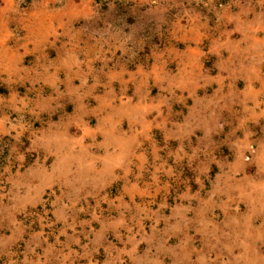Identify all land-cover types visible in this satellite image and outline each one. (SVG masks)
I'll return each mask as SVG.
<instances>
[{
  "label": "crops",
  "instance_id": "0c3cea01",
  "mask_svg": "<svg viewBox=\"0 0 264 264\" xmlns=\"http://www.w3.org/2000/svg\"><path fill=\"white\" fill-rule=\"evenodd\" d=\"M50 22L24 20L16 40L0 26V136L28 134L6 113L29 78L24 56L58 39ZM168 23L171 45L149 65L107 71L100 94L80 80L71 113L48 108L31 142L11 145L0 209L13 216L52 189L60 227L58 255L17 264H264V20Z\"/></svg>",
  "mask_w": 264,
  "mask_h": 264
},
{
  "label": "rangeland",
  "instance_id": "374dc122",
  "mask_svg": "<svg viewBox=\"0 0 264 264\" xmlns=\"http://www.w3.org/2000/svg\"><path fill=\"white\" fill-rule=\"evenodd\" d=\"M0 20L10 40L23 35L20 23L24 20H51L50 34H59L43 55L24 56L29 78L13 89L17 108L6 113L5 123L18 132L27 128L28 134L22 140L0 136V205L5 206L10 203L6 173L16 169L11 145L20 142L26 147L32 133L55 113H71L72 95L85 91L80 80L88 81L100 94L107 71L147 66L151 50L171 45L168 20H264V0H0ZM56 20H62L61 24ZM114 87L116 94L135 91L129 86ZM91 103V99L83 101L87 106ZM48 108H55V113L49 115ZM88 123L92 125L93 120ZM30 153L32 161L35 153ZM115 189L111 185L100 196H111ZM52 192L47 188L35 205L16 208L13 216L0 209V264H17L23 256L32 257L33 251L51 259L60 253L54 245L60 227L53 223ZM31 233L30 243L36 246L27 245Z\"/></svg>",
  "mask_w": 264,
  "mask_h": 264
}]
</instances>
